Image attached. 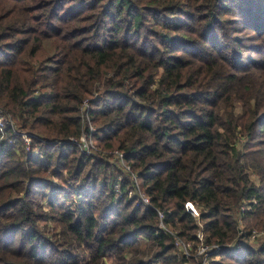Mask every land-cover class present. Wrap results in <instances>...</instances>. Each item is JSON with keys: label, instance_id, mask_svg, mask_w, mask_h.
Segmentation results:
<instances>
[{"label": "trees", "instance_id": "1", "mask_svg": "<svg viewBox=\"0 0 264 264\" xmlns=\"http://www.w3.org/2000/svg\"><path fill=\"white\" fill-rule=\"evenodd\" d=\"M0 108L39 153L0 145V264H185L173 243L196 252L198 230L211 264H264L247 242L264 229V0H0ZM84 133L150 206L78 154Z\"/></svg>", "mask_w": 264, "mask_h": 264}, {"label": "rangeland", "instance_id": "2", "mask_svg": "<svg viewBox=\"0 0 264 264\" xmlns=\"http://www.w3.org/2000/svg\"><path fill=\"white\" fill-rule=\"evenodd\" d=\"M45 47L46 49L52 53L54 51L53 48V43L52 42H45ZM95 96V94H94ZM82 106L80 107L81 111H86L88 103L85 101L82 102ZM239 110V107L236 109ZM82 123L84 124V120L82 118ZM92 124V123H91ZM85 126V124H84ZM90 131L94 132L95 129L94 127H92V125H88ZM9 127V128H8ZM8 128V129H6ZM13 132L18 134L19 129L17 128V126L13 123L11 117L9 115H6L4 113V110L2 108H0V145L1 143L4 142H8V144H12L11 140H8L9 135L11 134L13 136ZM21 134H26V136L31 137L28 133H24V132H20ZM21 138V142L22 145L24 146L25 150L34 154H39L38 150H37V145L36 143H31V140L25 139L24 136L19 137ZM69 143L76 145L77 147V151L78 154H83L85 157H89V158H101L102 160H104L105 162H107L108 164H116L115 168H118V171H114L116 172V178L117 181H119L122 177V175L129 176L134 183H136V185L134 186L135 188L130 190L128 189L126 191V194L129 198H134V206L138 207V206H145L141 201L143 197H147L149 199V197L140 190L139 186H138V182L137 179H135V176L130 173L131 169L129 168V166L124 162L123 160V154L121 152H119L118 150H103L101 148V145L99 143H97L92 136H87L85 133L79 138V139H73L70 138L69 139ZM14 144V143H13ZM35 144V145H34ZM34 145V146H32ZM108 173L105 175L104 181L107 183L108 181H110V175L112 171V169L107 168ZM117 170V169H116ZM114 172V173H115ZM105 174V173H104ZM251 179H253L254 181L257 182V178L255 175H251ZM53 180L56 182L58 181L57 178H53ZM136 189V190H135ZM114 190L116 193V198H121L122 195L124 194V190L125 189H121V184H119L118 182L116 184H114ZM69 201H71V199H69ZM150 202V199H149ZM150 205V204H149ZM195 206V205H194ZM196 208V206H195ZM197 209V208H196ZM198 212V216H199V211L197 209ZM158 217V223H157V228H164L165 224L163 222V218L164 216L160 217L159 214H157ZM195 219L198 220V217H195ZM198 226H201V222L200 220L197 221ZM239 233L242 234L243 231L245 230L244 227L245 225L242 224V222L239 221ZM50 227V226H49ZM51 230L53 229V227L50 228ZM170 230V229H169ZM171 231V230H170ZM253 233V237L252 232ZM250 234V237L248 239V243L249 245H251L252 247H256L260 242L264 241V229L260 230V229H255L253 230ZM196 238L199 242V246L196 247V252L192 253V246L189 243H185L184 241L182 242L181 239H178L176 241H174L173 245H174V251L173 254L176 255H185L186 256V263L185 264H198L199 260L201 261L200 264H211L210 263V257L206 256V251L208 250L204 245H203V233L201 230L196 231ZM182 245V247H181ZM146 246L145 242H141V248L143 249ZM217 259V258H215ZM193 260V262L191 261ZM153 264H161L158 260L157 261H153ZM106 264H114V259L113 257H107L106 259Z\"/></svg>", "mask_w": 264, "mask_h": 264}, {"label": "built area", "instance_id": "3", "mask_svg": "<svg viewBox=\"0 0 264 264\" xmlns=\"http://www.w3.org/2000/svg\"><path fill=\"white\" fill-rule=\"evenodd\" d=\"M13 134L16 135V136H19V137L24 136L25 139L31 140V138L29 136H26V134H21L20 132H18V134L13 132ZM141 202L145 206H150L149 205L150 202H149V199L147 197H143ZM183 206H184L185 211L188 212L192 217H194V218L198 217L197 209L195 208V206H194V204L192 202L187 201V202L184 203ZM157 214H159L160 217L163 216V214L161 212H157ZM162 229L167 230L165 226ZM253 233H254V231L252 232V235H251L252 237H253ZM177 240H178V238H176L175 241L179 243V241H177ZM181 247H182V245H181ZM216 248H217V246H216Z\"/></svg>", "mask_w": 264, "mask_h": 264}]
</instances>
